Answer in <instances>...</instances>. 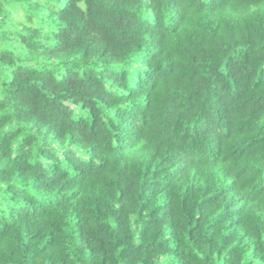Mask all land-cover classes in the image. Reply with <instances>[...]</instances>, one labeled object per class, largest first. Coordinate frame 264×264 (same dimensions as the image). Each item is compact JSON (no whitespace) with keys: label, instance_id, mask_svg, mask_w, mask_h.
Returning <instances> with one entry per match:
<instances>
[{"label":"trees","instance_id":"obj_1","mask_svg":"<svg viewBox=\"0 0 264 264\" xmlns=\"http://www.w3.org/2000/svg\"><path fill=\"white\" fill-rule=\"evenodd\" d=\"M0 264H264V0H0Z\"/></svg>","mask_w":264,"mask_h":264}]
</instances>
